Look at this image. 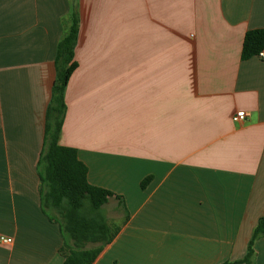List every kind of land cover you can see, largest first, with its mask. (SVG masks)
<instances>
[{"label": "crops", "instance_id": "crops-1", "mask_svg": "<svg viewBox=\"0 0 264 264\" xmlns=\"http://www.w3.org/2000/svg\"><path fill=\"white\" fill-rule=\"evenodd\" d=\"M73 6L59 144L124 202L104 206L120 229L93 264L242 259L264 216V61L241 51L264 0H0V264H64L37 165ZM253 249L264 264V236Z\"/></svg>", "mask_w": 264, "mask_h": 264}, {"label": "trees", "instance_id": "trees-1", "mask_svg": "<svg viewBox=\"0 0 264 264\" xmlns=\"http://www.w3.org/2000/svg\"><path fill=\"white\" fill-rule=\"evenodd\" d=\"M79 28L78 13L71 9L69 26L58 42L54 60L55 79L46 109L43 147L37 170L40 180L41 208L49 221L59 226L63 246L60 253L64 264H93L103 249L119 232V226L108 223L104 206L115 198L124 208L123 199L108 190L92 186L87 181V168L78 160L73 148L59 144L65 118V90L70 76L77 68L74 50ZM264 50V30L245 34L241 60H248ZM150 178L141 183L143 189ZM128 215L125 211V219ZM264 236V216L255 226L245 255L237 261L222 264H255L254 244Z\"/></svg>", "mask_w": 264, "mask_h": 264}, {"label": "built area", "instance_id": "built-area-1", "mask_svg": "<svg viewBox=\"0 0 264 264\" xmlns=\"http://www.w3.org/2000/svg\"><path fill=\"white\" fill-rule=\"evenodd\" d=\"M257 57H259L261 60L264 61V50L259 52ZM245 119H246V114L243 111H239V112L235 113V115L232 117V121L234 123L244 122ZM11 243H12L11 239L0 237V244L9 245Z\"/></svg>", "mask_w": 264, "mask_h": 264}, {"label": "rangeland", "instance_id": "rangeland-1", "mask_svg": "<svg viewBox=\"0 0 264 264\" xmlns=\"http://www.w3.org/2000/svg\"><path fill=\"white\" fill-rule=\"evenodd\" d=\"M111 209L112 208L109 207V206L106 207V214H108V212L110 213L109 215H107V216H109V218H108L110 220L109 223L111 224V226H115V224H118L119 223V221L121 219V216H117V214L114 213Z\"/></svg>", "mask_w": 264, "mask_h": 264}]
</instances>
